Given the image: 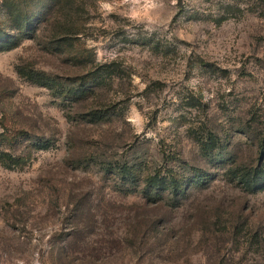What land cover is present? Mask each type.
Here are the masks:
<instances>
[{
	"label": "rangeland",
	"instance_id": "obj_1",
	"mask_svg": "<svg viewBox=\"0 0 264 264\" xmlns=\"http://www.w3.org/2000/svg\"><path fill=\"white\" fill-rule=\"evenodd\" d=\"M261 11L0 0V264H264Z\"/></svg>",
	"mask_w": 264,
	"mask_h": 264
},
{
	"label": "trees",
	"instance_id": "obj_2",
	"mask_svg": "<svg viewBox=\"0 0 264 264\" xmlns=\"http://www.w3.org/2000/svg\"><path fill=\"white\" fill-rule=\"evenodd\" d=\"M258 1H259V4L262 6V9H263V11H261V12L264 14V0H258ZM5 35H7V34H5ZM5 42H9L8 46H10V48H12L13 46H15L17 44L16 42L11 41L9 39L5 40ZM0 50H2V49H0ZM2 155H4V154H2Z\"/></svg>",
	"mask_w": 264,
	"mask_h": 264
},
{
	"label": "water",
	"instance_id": "obj_3",
	"mask_svg": "<svg viewBox=\"0 0 264 264\" xmlns=\"http://www.w3.org/2000/svg\"><path fill=\"white\" fill-rule=\"evenodd\" d=\"M180 4H181V2H180Z\"/></svg>",
	"mask_w": 264,
	"mask_h": 264
}]
</instances>
